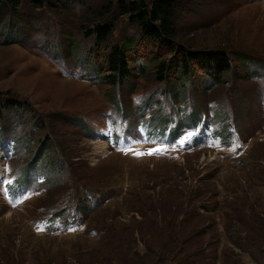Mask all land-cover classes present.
<instances>
[{
    "label": "rangeland",
    "instance_id": "374dc122",
    "mask_svg": "<svg viewBox=\"0 0 264 264\" xmlns=\"http://www.w3.org/2000/svg\"><path fill=\"white\" fill-rule=\"evenodd\" d=\"M55 1L60 15L24 7L0 25V264H264V0H179L183 40L223 45L234 68L222 83L174 72L176 97L144 40L129 80L103 82L104 49L75 29L103 0ZM128 22L113 39L138 37Z\"/></svg>",
    "mask_w": 264,
    "mask_h": 264
},
{
    "label": "trees",
    "instance_id": "16d2710c",
    "mask_svg": "<svg viewBox=\"0 0 264 264\" xmlns=\"http://www.w3.org/2000/svg\"><path fill=\"white\" fill-rule=\"evenodd\" d=\"M53 1L0 0V25L8 17L10 20L6 26H11L12 18H19L21 9L24 7H28L32 11L49 8L54 12L57 9L55 13L60 15L62 9L55 6L57 1ZM179 5V0H103L97 6H86L87 11L78 17V22L76 21L78 25L75 29L85 37H92V42L104 49L101 61L103 62L101 64L102 70L105 72L103 82L116 87L129 80L132 75L130 56L141 40L161 50V53L156 51L149 56L147 67L149 64L153 66L155 80L163 83L166 86L164 92L168 91L174 97L180 93L179 88L175 87V83L174 89L170 86L169 79L174 72L176 73L175 79L180 82L188 80L191 82L190 76L195 67L204 71L215 83H222L226 76L232 74L234 68L233 54L228 48L223 45L195 47L183 40V36L178 30ZM120 16H126L129 22L135 26L136 32L139 33L138 37L134 34H122L117 40L113 39V32ZM52 25L57 26L55 21H52ZM12 27L17 28V25H12ZM143 68L142 64L137 66L140 73L145 72ZM183 77L185 80H182ZM5 101L16 103L9 98H6ZM48 166L55 173L62 172L65 168L64 162L57 158H54ZM201 207L208 211L211 209L209 205ZM242 212L243 210L233 206L231 212L226 215L228 220L224 231L227 234L244 232L235 224L241 218ZM189 215L190 212L187 215L183 213V220H194L196 219L195 216L198 217L199 214L191 213L190 217ZM246 238L248 239L247 242L255 244L251 238L248 236ZM243 239L239 241V244H243L245 241L247 245L245 238ZM257 245L256 249H259L261 245ZM261 250L264 252V249L261 248ZM177 251L179 250L171 251V254L175 255L174 253ZM165 258H168V255Z\"/></svg>",
    "mask_w": 264,
    "mask_h": 264
},
{
    "label": "snow or ice",
    "instance_id": "6c2138e0",
    "mask_svg": "<svg viewBox=\"0 0 264 264\" xmlns=\"http://www.w3.org/2000/svg\"><path fill=\"white\" fill-rule=\"evenodd\" d=\"M155 151H160V149H153V150H150L148 154H152L153 152ZM137 155H140L141 153H136Z\"/></svg>",
    "mask_w": 264,
    "mask_h": 264
}]
</instances>
